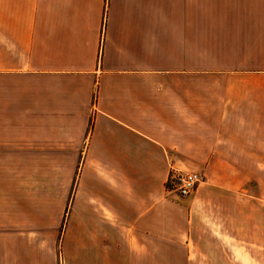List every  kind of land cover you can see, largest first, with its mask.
<instances>
[{"label":"crops","instance_id":"obj_1","mask_svg":"<svg viewBox=\"0 0 264 264\" xmlns=\"http://www.w3.org/2000/svg\"><path fill=\"white\" fill-rule=\"evenodd\" d=\"M14 169L79 171L69 264H264V0H0Z\"/></svg>","mask_w":264,"mask_h":264},{"label":"rangeland","instance_id":"obj_2","mask_svg":"<svg viewBox=\"0 0 264 264\" xmlns=\"http://www.w3.org/2000/svg\"><path fill=\"white\" fill-rule=\"evenodd\" d=\"M78 175V170H0V264H69L64 261L61 237L71 185Z\"/></svg>","mask_w":264,"mask_h":264},{"label":"built area","instance_id":"obj_3","mask_svg":"<svg viewBox=\"0 0 264 264\" xmlns=\"http://www.w3.org/2000/svg\"><path fill=\"white\" fill-rule=\"evenodd\" d=\"M200 181V175L193 171L170 169L167 177V191H173L176 195L187 196L192 193Z\"/></svg>","mask_w":264,"mask_h":264}]
</instances>
